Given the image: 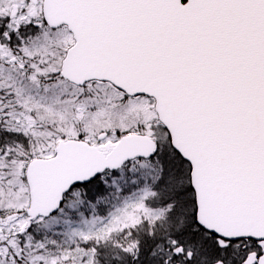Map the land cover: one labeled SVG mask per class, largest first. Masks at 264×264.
Returning <instances> with one entry per match:
<instances>
[{
	"label": "snow or ice",
	"instance_id": "6c2138e0",
	"mask_svg": "<svg viewBox=\"0 0 264 264\" xmlns=\"http://www.w3.org/2000/svg\"><path fill=\"white\" fill-rule=\"evenodd\" d=\"M0 264H264V0H0Z\"/></svg>",
	"mask_w": 264,
	"mask_h": 264
}]
</instances>
